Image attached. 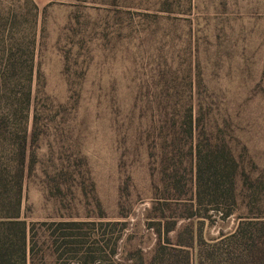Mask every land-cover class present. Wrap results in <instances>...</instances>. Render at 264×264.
Segmentation results:
<instances>
[{
	"label": "rangeland",
	"instance_id": "1",
	"mask_svg": "<svg viewBox=\"0 0 264 264\" xmlns=\"http://www.w3.org/2000/svg\"><path fill=\"white\" fill-rule=\"evenodd\" d=\"M11 26L32 40L21 49L33 68L26 264H211L246 257L240 243L261 247L264 0H0V49ZM171 53L219 97L208 138L234 157V200L194 199L186 142L174 159L184 187L163 180L161 155L172 154L159 150L134 83Z\"/></svg>",
	"mask_w": 264,
	"mask_h": 264
},
{
	"label": "trees",
	"instance_id": "2",
	"mask_svg": "<svg viewBox=\"0 0 264 264\" xmlns=\"http://www.w3.org/2000/svg\"><path fill=\"white\" fill-rule=\"evenodd\" d=\"M28 35L11 26L0 49V264H26L27 225L20 218V205L23 179L29 169L27 126L33 68L26 65L21 49H29L32 44ZM146 38V49L154 47V35L148 34ZM174 41L173 35L168 40L171 50H174ZM192 73L190 63L183 64L171 53L149 77L145 76L144 83H134V101L145 97V117L157 129L154 134L159 150H170L172 154L168 160L165 153L161 155L163 180L175 190L184 187V174L174 159L176 150L186 142L190 154L189 188L194 199L209 195L215 200H234L237 186L234 157L225 145L219 142L212 145L208 138L220 126L219 97L208 91L198 73L196 80ZM223 123L227 126L226 121ZM230 214L231 210L224 217ZM254 223L264 225V219ZM237 235L232 233L228 237ZM240 246L243 247L241 256L246 257H213L215 263L211 264H264V238L258 248L255 241L240 243ZM137 264L172 262L165 257H151Z\"/></svg>",
	"mask_w": 264,
	"mask_h": 264
}]
</instances>
